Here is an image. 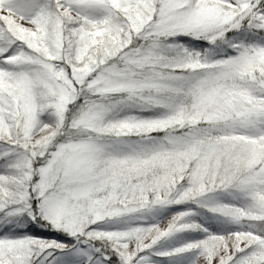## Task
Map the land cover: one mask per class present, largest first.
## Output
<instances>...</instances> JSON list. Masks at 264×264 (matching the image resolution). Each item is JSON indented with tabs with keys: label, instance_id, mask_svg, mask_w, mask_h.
<instances>
[{
	"label": "snow or ice",
	"instance_id": "6c2138e0",
	"mask_svg": "<svg viewBox=\"0 0 264 264\" xmlns=\"http://www.w3.org/2000/svg\"><path fill=\"white\" fill-rule=\"evenodd\" d=\"M0 264H264V0H0Z\"/></svg>",
	"mask_w": 264,
	"mask_h": 264
}]
</instances>
